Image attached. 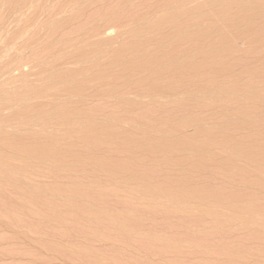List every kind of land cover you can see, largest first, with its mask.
Wrapping results in <instances>:
<instances>
[{
  "label": "bare ground",
  "instance_id": "6f19581e",
  "mask_svg": "<svg viewBox=\"0 0 264 264\" xmlns=\"http://www.w3.org/2000/svg\"><path fill=\"white\" fill-rule=\"evenodd\" d=\"M34 1L52 0H0V6L17 14L15 20ZM56 2L48 3L53 13L39 6L15 33L8 34L6 22L0 25V212L13 210L18 193L23 208L36 201L52 224L70 218L75 229L94 237L104 226L117 227L138 245H155L164 253L181 242L215 255L204 242L235 229L260 239L264 0ZM45 12L48 20L40 28L37 17ZM36 24L40 38L23 39ZM125 24L128 30L110 36ZM244 37L252 42L247 51L236 42ZM19 41L22 54L14 55ZM27 65L36 70L23 71ZM6 75L10 78L3 79ZM187 125L195 127L194 135L183 130ZM38 166L50 177L89 173L93 180L58 186L24 182ZM208 174L215 183L204 181ZM105 180L112 188H104L107 192ZM232 183L236 190H230ZM120 186L149 200V214L190 218L179 224L189 232L184 229L176 240L168 231H145L147 212L129 202L124 212L115 211L106 197ZM239 243L224 244L221 255L241 256Z\"/></svg>",
  "mask_w": 264,
  "mask_h": 264
},
{
  "label": "rangeland",
  "instance_id": "374dc122",
  "mask_svg": "<svg viewBox=\"0 0 264 264\" xmlns=\"http://www.w3.org/2000/svg\"><path fill=\"white\" fill-rule=\"evenodd\" d=\"M55 1H57L56 2L57 4L58 0H54V1L52 0L51 1L52 3L51 2L49 3L48 1L46 2H48L51 5L53 4L54 6L55 3L53 2ZM36 2L34 1L33 2L34 4L31 3L32 7H30L29 4L27 5V2H26L27 6H25V8L26 10L27 9L28 10L26 11L25 8H23V11H24V12L22 11L23 14L21 13L22 15H20L19 13L18 15L20 17L18 16L19 18L15 19L17 22L14 20V18L17 17V14H16V17L15 15L14 17H12L13 13L12 12L10 13V11L7 12L5 9H3L1 5L0 6V25L6 22L4 24V26L6 25L5 29L9 31L8 34L10 33L12 34V32L15 33L21 27H23L22 29L26 28V25L29 23L27 22V20H29V17L32 18L34 15L36 16L35 13L38 11L37 8H39V6L41 7L44 5V7H46V10L47 8L48 10H50V12L49 11L47 12L53 13V10L51 11V9H53V6L48 7L49 6L48 3H45L46 4L45 6L43 2L39 1L42 4H39L38 2L37 3ZM47 12L44 13L47 19L45 15L43 14L42 16L44 17V19L42 16L41 18L39 16L37 17L39 20V21L37 20L38 25L40 24L42 25L45 21L48 20ZM30 13H32L33 16ZM7 15L9 16V18ZM10 15H11V18H10ZM60 17L62 16L59 15L56 18H60ZM3 18H5V21L3 20ZM7 18H8V21H7ZM9 21L12 23H9ZM37 24L33 26L31 30H28V34H29V31H31L30 33L32 34H30L29 36L27 34L28 37L25 36L23 39H25L26 41L27 40L32 41V38L33 40L35 37H36L35 39H37L38 35H39L38 38H40V34H36L37 32L35 30L38 31L41 28V25L39 26L40 28L38 29ZM126 25L128 24H125L124 26H120V27L119 26L114 27V30L112 34H110V36L113 37V35H116V34L118 35L119 32L121 33V31L124 32L125 30H128L129 27H127ZM9 28L11 31L9 30ZM23 39L21 40V42L23 41ZM237 39L238 41L236 42L240 50L243 49V51H245L246 49L247 51L250 49V48L248 49V45L250 47L251 45L250 43H252L248 41L250 38H246L245 40L240 39V38H237ZM262 41L264 42V39ZM21 42L19 41V44H20V45L18 44L19 48L21 47V44H22ZM263 42H262V47L264 48ZM0 44H3V43H0ZM23 44H22V49L24 48ZM3 45H0V48L3 47ZM246 45H247V48H246ZM18 47L16 45V48L12 51L14 55L15 54L19 55L20 52L22 54L23 50L21 48L19 50ZM263 48L259 49L260 51L262 50L261 51L262 53L264 51ZM24 52L26 55L28 50L27 52L26 51ZM258 52L255 54H257V56H259L260 54L261 56L262 53H258ZM252 57L254 58V55ZM28 66L29 65L22 67V70L26 72L31 71V69L32 71L36 70L35 66L32 65L34 68L31 65L30 67ZM20 70L14 71V74L19 75L22 72V71L20 72ZM8 76L9 75L4 76L3 79L7 78ZM241 79L244 81L243 83H245V81L248 80V79L246 80V78L244 79L243 77H241ZM241 79H240V83L242 82ZM131 97H133V95ZM112 99L117 100V98L116 99L112 98ZM114 100H111L110 102ZM112 103H115V101ZM17 108L18 107H16V109ZM210 122L208 121V124ZM125 126H127V124ZM183 130L188 135H194L195 133V127L193 125H187L185 128H183ZM15 163L17 167L21 165L19 161H16ZM214 177H213V174L205 175L204 181L208 179V182L210 181L209 183L211 182L215 183ZM74 179L75 180L78 179L84 182H91L93 180V176L89 175V173H82L80 175L78 173V176H76V174L71 175V173H64L56 177H50L47 174L46 168H44L43 166L42 167L38 166L34 168L33 170H31L30 174L27 175V177H25L22 180L32 185L58 186V185H68ZM221 179L222 177L220 178V175H218L217 180L221 181ZM214 183H213V186L215 185ZM103 184L105 185V186L103 185V190L106 187H108L107 189H112L111 187L109 188V184L107 180H105ZM229 188L230 190H236L237 186L232 183L229 185ZM107 189H105L106 191L105 190L104 191L107 192ZM128 189L129 188L126 186L125 187L120 186L116 189V192H114L115 194L113 193V195L111 196L109 195L108 197H106L108 198L107 202L112 208L114 207L113 209L115 211L116 209L118 210L120 207H122V210L120 208V211L124 212L123 208L125 209V206H124L125 202L127 203L129 202L128 204L130 203L133 204L132 205L133 208L138 209L144 214L147 212L146 210L149 211V208H152V203H150V201L147 199H144V198L140 199V197L134 196L135 197V200H134L132 193L131 195L129 193L131 192V190L130 189L128 190ZM129 195L133 197V200L130 199L131 197ZM12 197L13 198L15 197V201L13 204V210H11L10 212H0V264H264V253L259 252L260 253L259 255L258 251L255 252V250L259 248L262 250L264 248V240H263L264 232L260 233V239L252 238L251 233L249 232V230H246V229H240V230L235 229L230 234L223 233L224 235L222 233H218L219 236H217L216 234L212 235L209 239H207V241L204 242L203 246L204 248H210V250L216 252L215 255L211 254V252L205 253V252L195 251L193 250L192 245L181 243V242L174 245L172 249L165 251L164 253L163 251H161V249L158 246H155V245H149V246L138 245L136 241L134 240L133 235H130L126 238V236H124V234L117 227L104 226L101 228L100 236L94 237L93 234L89 232L84 231L81 233L79 229H78L79 231L75 229L76 227L74 226L72 219L70 218L60 219V221H57L55 224H52L51 222L46 220V218L42 214L43 212L42 209L37 205L36 201L33 200L32 202L31 200L29 204L26 205L27 208L25 207L23 208L21 205V200L23 196L18 193L17 194L13 193ZM136 198H138L139 200H137ZM131 200L134 202H131ZM150 205L151 207H149ZM163 212L164 211L162 212L157 211V213L155 212L152 214H149V212H147V214H145V217H144L145 220L143 219L144 223L143 222H142L143 224L140 223L142 224L141 227L144 225L143 226L144 228L143 227L142 228L143 229L147 228V230L145 231L152 230V229L154 230L158 229L157 231L159 232L164 230L166 231V233L168 231L169 235L172 238L179 240L182 236V233L186 231V227L184 228L182 226H179V224H181L182 221L184 222V218H186L185 221H187L188 218L184 216L182 219L181 217L183 215L180 218H178L179 216L174 217V215L172 217L169 214L166 215ZM148 214L151 215L149 216L150 218H148ZM188 221H190V218ZM192 222H197V220L192 221ZM37 226L40 228L38 229L35 228ZM198 228L200 229V227L198 226L194 227V229L191 227L192 229L191 231L194 232ZM169 229L170 230L172 229V230L170 231ZM189 229L190 228H188V230ZM188 232L189 231H186L185 233H188ZM125 239H128V240L125 241ZM228 241L235 242V243H238V242L242 243V244L239 243L238 245L239 246L242 245L241 247L244 249V253L241 256L233 257L230 260L226 259L227 257L224 256V254L221 255L220 248L224 244L229 243ZM81 251H85L86 255L81 253ZM111 254L113 255L120 254L122 256V260L114 259ZM108 255L109 256L111 255L112 257H109ZM101 257L103 258L108 257V259L101 261L100 263L99 260Z\"/></svg>",
  "mask_w": 264,
  "mask_h": 264
}]
</instances>
